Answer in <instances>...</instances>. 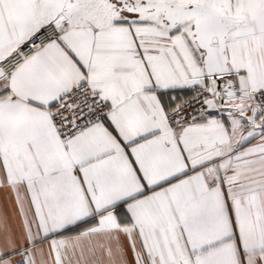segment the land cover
Masks as SVG:
<instances>
[{"label":"snow or ice","instance_id":"snow-or-ice-1","mask_svg":"<svg viewBox=\"0 0 264 264\" xmlns=\"http://www.w3.org/2000/svg\"><path fill=\"white\" fill-rule=\"evenodd\" d=\"M0 189V264H264V0H0Z\"/></svg>","mask_w":264,"mask_h":264},{"label":"crops","instance_id":"crops-1","mask_svg":"<svg viewBox=\"0 0 264 264\" xmlns=\"http://www.w3.org/2000/svg\"><path fill=\"white\" fill-rule=\"evenodd\" d=\"M0 215L6 216L12 229H18L20 218L17 215L16 204L12 194L3 189H0ZM129 259H131V254H129Z\"/></svg>","mask_w":264,"mask_h":264}]
</instances>
